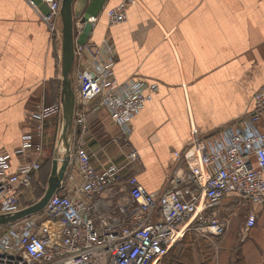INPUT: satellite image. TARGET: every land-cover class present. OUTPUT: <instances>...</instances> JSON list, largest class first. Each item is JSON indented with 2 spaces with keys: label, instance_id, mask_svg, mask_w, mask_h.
<instances>
[{
  "label": "crops",
  "instance_id": "crops-1",
  "mask_svg": "<svg viewBox=\"0 0 264 264\" xmlns=\"http://www.w3.org/2000/svg\"><path fill=\"white\" fill-rule=\"evenodd\" d=\"M123 1L73 0V30L80 43L108 38L118 81H157L156 92L131 119L125 149H135L138 158L123 173L135 174L146 190L156 191L167 186L173 151L186 146L193 131L201 138L213 136L241 125L252 109L251 93L264 84V0H125V19L109 24L106 9ZM47 14L40 0H0V152L8 155L11 169L20 160L21 133L32 129L28 112L37 103L61 99V35L50 30ZM89 15L96 16L92 26L80 23ZM55 79L60 88L54 98ZM62 120L61 111L46 121L42 159L52 155ZM87 120L86 147L107 145L121 161L107 143L117 128L108 112L99 109ZM258 127L264 129L263 115ZM74 139L71 128L69 142ZM103 160L93 158L96 168ZM70 171L67 167L65 174ZM114 202H101V208ZM248 206L227 194L208 211L224 225L219 235H205L212 244L211 264L235 262L236 254L242 264H264V206L253 207L255 224L244 230Z\"/></svg>",
  "mask_w": 264,
  "mask_h": 264
},
{
  "label": "built area",
  "instance_id": "built-area-1",
  "mask_svg": "<svg viewBox=\"0 0 264 264\" xmlns=\"http://www.w3.org/2000/svg\"><path fill=\"white\" fill-rule=\"evenodd\" d=\"M40 1L48 8V27L61 35L55 24L60 21V0ZM126 3L106 9L109 24L125 19ZM95 21L96 16L89 15L80 23L92 26ZM78 34L73 30L75 139L69 143L67 163L72 171L64 173L41 211L0 224V264H158L186 229L208 235L222 232L223 223L208 211L227 194L249 204L243 229L253 226V207L264 206V129L258 127L264 116V84L252 91V109L241 125L223 127L207 138L193 131L192 140L173 151L175 166L167 186L148 191L135 174L120 178L138 158L135 149H125L131 119L151 99L158 83L134 77L118 81L108 38L98 44L80 43ZM99 109H105L117 126L109 143L121 161L113 158L107 145L86 147L88 115ZM61 111V103L40 102L28 112L32 129L20 135V160L13 169L8 155L0 152V213L27 205L23 201L33 192L32 175L45 157V123ZM62 124L63 120L60 130ZM59 136L58 164L63 156ZM98 155L104 160L96 168L93 158ZM54 156L56 150L51 161ZM113 198L112 208H101V202Z\"/></svg>",
  "mask_w": 264,
  "mask_h": 264
},
{
  "label": "water",
  "instance_id": "water-1",
  "mask_svg": "<svg viewBox=\"0 0 264 264\" xmlns=\"http://www.w3.org/2000/svg\"><path fill=\"white\" fill-rule=\"evenodd\" d=\"M72 3L73 0H60L59 20H60V77H61V103L63 124L60 131V140L63 148V156L60 164L58 157L60 150L56 149V156L51 161V167L46 182V186L38 199L21 207L15 211L1 212L0 224H5L18 220L24 216L39 212L47 203L49 197L59 187L62 180L68 159H69V134L73 122L74 108V91L69 80V75L73 69V19H72Z\"/></svg>",
  "mask_w": 264,
  "mask_h": 264
},
{
  "label": "trees",
  "instance_id": "trees-1",
  "mask_svg": "<svg viewBox=\"0 0 264 264\" xmlns=\"http://www.w3.org/2000/svg\"><path fill=\"white\" fill-rule=\"evenodd\" d=\"M57 43L53 42V47L56 48ZM55 53V51H54ZM60 88L59 80L52 81V95L54 98L58 96ZM51 167V151L45 159H42L39 170L32 175L31 186L35 198L41 196L45 183L47 182ZM124 173V171H123ZM127 175H122L120 179H124ZM27 200L23 204H28ZM31 203V202H30ZM199 232L188 228L184 231L179 241L173 243L165 254L162 255L160 264H211L212 263V244L205 235H199ZM195 253L198 254V261ZM236 264H242V258L238 254L234 258Z\"/></svg>",
  "mask_w": 264,
  "mask_h": 264
},
{
  "label": "rangeland",
  "instance_id": "rangeland-1",
  "mask_svg": "<svg viewBox=\"0 0 264 264\" xmlns=\"http://www.w3.org/2000/svg\"><path fill=\"white\" fill-rule=\"evenodd\" d=\"M73 70H74V66H73V69H72V72H71V74H70V77H69V80H70V82H71V85H72V87H73V91H74V95H75V79H74V75H73ZM56 101V99L54 100V102ZM71 131V130H70ZM107 143H109V142H107ZM55 145V144H54ZM111 145V144H110ZM45 186H46V183H45ZM45 186H44V188H45ZM34 193V192H33ZM33 193L30 195L29 194V197H28V200L26 201L27 203H30L31 201L33 202V201H35L36 199H38V198H35L34 196L35 195H33ZM199 234V233H198ZM206 235L205 233H201L200 232V234L199 235ZM208 237V236H207ZM209 241H210V239H208ZM211 242V241H210ZM158 264H160V263H158Z\"/></svg>",
  "mask_w": 264,
  "mask_h": 264
},
{
  "label": "bare ground",
  "instance_id": "bare-ground-1",
  "mask_svg": "<svg viewBox=\"0 0 264 264\" xmlns=\"http://www.w3.org/2000/svg\"><path fill=\"white\" fill-rule=\"evenodd\" d=\"M83 19H85L84 17H83ZM82 21V20H81ZM60 52H61V48H60ZM61 54V53H60ZM73 56H74V48H73ZM73 64H74V62H73ZM69 77H70V75H69ZM115 77V76H114ZM60 103H61V99H60ZM61 105H62V103H61ZM56 149H59V148H57L56 146H54V150H56ZM60 150H61V148H60ZM46 205V204H45ZM44 208V207H43ZM236 264V263H235Z\"/></svg>",
  "mask_w": 264,
  "mask_h": 264
}]
</instances>
